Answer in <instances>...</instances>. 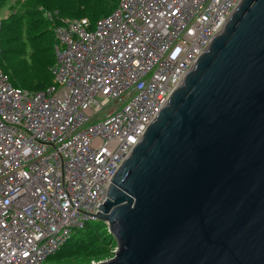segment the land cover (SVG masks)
I'll use <instances>...</instances> for the list:
<instances>
[{"label": "built area", "instance_id": "built-area-1", "mask_svg": "<svg viewBox=\"0 0 264 264\" xmlns=\"http://www.w3.org/2000/svg\"><path fill=\"white\" fill-rule=\"evenodd\" d=\"M239 1L120 0L93 26L43 13L52 86L14 88L0 70V264H44L97 221L106 185Z\"/></svg>", "mask_w": 264, "mask_h": 264}, {"label": "water", "instance_id": "water-1", "mask_svg": "<svg viewBox=\"0 0 264 264\" xmlns=\"http://www.w3.org/2000/svg\"><path fill=\"white\" fill-rule=\"evenodd\" d=\"M106 185L98 264H264V0H240Z\"/></svg>", "mask_w": 264, "mask_h": 264}, {"label": "trees", "instance_id": "trees-1", "mask_svg": "<svg viewBox=\"0 0 264 264\" xmlns=\"http://www.w3.org/2000/svg\"><path fill=\"white\" fill-rule=\"evenodd\" d=\"M120 0H0V11L8 13L2 22L0 70L14 87L31 93L53 84L55 39L44 12L62 19H87L91 26L108 17ZM116 240L103 222L89 224L75 234L46 262L76 260L99 262L114 255ZM81 263V262H79Z\"/></svg>", "mask_w": 264, "mask_h": 264}, {"label": "rangeland", "instance_id": "rangeland-1", "mask_svg": "<svg viewBox=\"0 0 264 264\" xmlns=\"http://www.w3.org/2000/svg\"><path fill=\"white\" fill-rule=\"evenodd\" d=\"M4 12H6V11H4ZM97 222H101V221H95V222H91L90 224H96ZM116 249V248H115ZM114 256V255H113ZM112 256V257H113ZM111 257V258H112ZM111 258H109V259H111ZM109 259H107V260H109ZM104 261H106V260H103V261H99V262H90V264H98V263H100V262H104ZM79 262H81V263H79ZM86 263V261H76V260H68V261H63V262H58V263H56V264H85ZM44 264H51L50 263V261L49 262H46L45 261V263Z\"/></svg>", "mask_w": 264, "mask_h": 264}]
</instances>
